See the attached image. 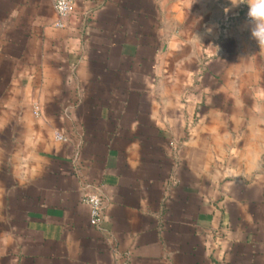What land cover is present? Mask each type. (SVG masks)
<instances>
[{
    "label": "crops",
    "instance_id": "1",
    "mask_svg": "<svg viewBox=\"0 0 264 264\" xmlns=\"http://www.w3.org/2000/svg\"><path fill=\"white\" fill-rule=\"evenodd\" d=\"M246 11L75 0L58 27L54 0H0V264H264Z\"/></svg>",
    "mask_w": 264,
    "mask_h": 264
},
{
    "label": "built area",
    "instance_id": "2",
    "mask_svg": "<svg viewBox=\"0 0 264 264\" xmlns=\"http://www.w3.org/2000/svg\"><path fill=\"white\" fill-rule=\"evenodd\" d=\"M75 0H54V7L58 16L56 26L64 27L65 19L70 15ZM246 13L244 17L246 19ZM39 114V111H36ZM56 138L61 140L63 136L59 133L56 134ZM84 201L89 207V221L92 225L96 226L100 223L103 216V200L99 193H87L84 196Z\"/></svg>",
    "mask_w": 264,
    "mask_h": 264
},
{
    "label": "clouds",
    "instance_id": "3",
    "mask_svg": "<svg viewBox=\"0 0 264 264\" xmlns=\"http://www.w3.org/2000/svg\"><path fill=\"white\" fill-rule=\"evenodd\" d=\"M230 4L233 8L241 4L248 6L243 27L250 32L251 39L257 42L260 49H264V0H230Z\"/></svg>",
    "mask_w": 264,
    "mask_h": 264
}]
</instances>
